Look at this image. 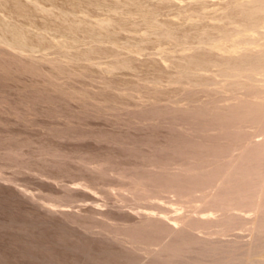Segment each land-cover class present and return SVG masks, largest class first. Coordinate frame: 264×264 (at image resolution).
Listing matches in <instances>:
<instances>
[{"label":"rangeland","instance_id":"1","mask_svg":"<svg viewBox=\"0 0 264 264\" xmlns=\"http://www.w3.org/2000/svg\"><path fill=\"white\" fill-rule=\"evenodd\" d=\"M0 264H264V0H0Z\"/></svg>","mask_w":264,"mask_h":264},{"label":"bare ground","instance_id":"2","mask_svg":"<svg viewBox=\"0 0 264 264\" xmlns=\"http://www.w3.org/2000/svg\"><path fill=\"white\" fill-rule=\"evenodd\" d=\"M161 29V28H160ZM169 39V38H168ZM204 39V38H203ZM205 41V40H204Z\"/></svg>","mask_w":264,"mask_h":264}]
</instances>
